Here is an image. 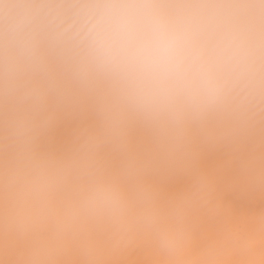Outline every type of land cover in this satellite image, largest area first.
Here are the masks:
<instances>
[{"label":"clouds","instance_id":"obj_1","mask_svg":"<svg viewBox=\"0 0 264 264\" xmlns=\"http://www.w3.org/2000/svg\"><path fill=\"white\" fill-rule=\"evenodd\" d=\"M67 117L70 146H46ZM253 137L264 161V0H0V238L29 243L21 264L98 235L181 256L219 211L201 149ZM177 173L164 199L150 177Z\"/></svg>","mask_w":264,"mask_h":264},{"label":"rangeland","instance_id":"obj_2","mask_svg":"<svg viewBox=\"0 0 264 264\" xmlns=\"http://www.w3.org/2000/svg\"><path fill=\"white\" fill-rule=\"evenodd\" d=\"M71 119L74 122L75 121H77V122L72 123L73 121ZM92 120H93V118L91 117V115H89L87 118V122L91 123ZM70 121H71V123H70ZM78 122L79 121L76 120V118H71V117L64 118L61 121L62 124L60 123L58 125V127L55 129V131L53 133L54 135L52 134L53 138H54V136L58 137V138H56V139L54 138V139L50 140L54 143L51 144V142H50L47 145L48 146H50V144L52 146L54 145V147H52V146L51 147L54 149L57 148L56 150H58V151H62V150L67 149L70 146L69 144H71V141H72L71 137H73L72 135L74 133L75 128L77 127ZM64 126L67 129L68 128L69 129L67 130L66 128H64ZM61 127L64 129H61ZM58 130L60 131L59 133H58ZM70 130H71V134H70ZM60 133L62 135H60ZM66 138H68V139H66ZM138 138H142V135L139 134ZM62 139L64 140L63 142H62ZM256 139H258V138L257 137L250 138L249 140L242 143V145H240L241 147H238V148H232V146H229V145H218L216 147H212L211 149H209V147H207V148L204 147L206 150L204 148H203L204 150L201 149L203 151H202V154H200V158H199L197 166L199 168H201V170L199 169L200 171H203V172L207 173L208 175L211 173L210 176H211L212 180L215 182L214 183V185H215V193H214V200L215 201H214V203L219 205V211L213 213V212L208 211L207 209H201L197 213L194 214V216L192 217V220H191V229H192V233H193L192 239H191V244H190V247H188L187 250H185L182 254L184 259L181 258L182 257V255H181L178 258L177 257L168 258L169 259L168 260L165 256H163L160 253V251L158 250V248L156 247L154 242L150 238H148L149 239L148 240L147 237L140 238V240L137 239V243H139V242L143 243V244L145 243L144 245L139 243L141 245L140 246L139 244H136V241H135L133 244H131L132 248L126 247L127 249L123 248L121 250H114L112 247H108V246H110V244L106 241L107 239L105 236L98 235L97 238H100L101 241H100V239H98V241L97 240L95 241V243H97V242L98 243L95 244L94 248L91 250V252L93 254L90 252L88 255H84L82 253V251L81 252L79 251V250H81L80 248L78 249L77 246L76 247L74 246L75 248L72 247L73 250H71L72 248H70L69 249L70 252L68 250V252L66 254L62 255L63 257L60 256L58 258V264L59 263H61V264H94V263L95 264H107V263L108 264H115V263H118V264H126V263H128V264H133V263L134 264H144V263L145 264H173V263L174 264H184V263L185 264L186 263L187 264H196V263L197 264H206V263L207 264H211V263L212 264L213 263L214 264H222V263L223 264H230V263L231 264H250V263L251 264H264V232H257L256 231L257 219L260 216H264V184L259 183L255 178L256 175L258 174V172L260 171V169L264 168V161H261L258 159L259 154L261 152V148H259L257 146V140ZM62 143H64V144H62ZM57 144L58 145L60 144L59 145L60 147ZM61 145H63V147ZM64 147H66V148L63 149ZM224 148H226V149H224ZM207 150H210V151H207ZM239 152H240V154H239ZM211 155L214 157H211ZM217 155H218V157H216ZM209 157L212 158L213 160L210 159ZM112 159H113L112 160L113 165L115 163L117 164L118 160L116 158H112ZM201 159H203V160H201ZM116 160H117V162H116ZM200 160L203 162H200ZM229 160H231V162ZM250 161L252 162L251 165L248 168H245L244 167L245 162H250ZM220 162H222V164ZM214 165L216 167H214ZM221 165H222V168H221ZM211 166H213L214 168ZM217 166H218V168H217ZM210 167L213 169H210ZM212 170H214V171H212ZM208 171H210V172H208ZM226 171H228V175H227ZM230 171H232L234 174H232V172H231V175H229ZM223 172H225L224 173L225 175H223ZM182 174L179 173V176H178V174H175V175H177V177L174 174L173 175L172 174H170V175H168V174H164V175L163 174H157L154 177L152 176L154 180L151 177H150V179L159 186L163 198L168 199L172 196H175V195L187 190L190 187V185L192 183L191 174H188V173H184L185 175H182ZM219 174H222V175H219ZM232 175H236L238 177H236V176L233 177ZM156 176H158L157 178L159 180L156 179ZM163 176H164V178H163ZM173 176L176 179L170 178ZM217 176H219L220 178ZM226 177H228V179L230 181H228V179H225ZM240 177L241 178L243 177L244 179L242 180ZM216 178H218L219 181ZM221 178H222L223 183L221 181ZM234 178H236V179H234ZM165 181L168 184H166ZM234 181H236V182H234ZM172 185L176 186L175 190H171V189H174V186L172 187ZM225 185L227 187L229 185V187L227 188ZM236 185H238V186H236ZM184 186H185V189H182ZM177 188H178V190H177ZM168 189H169V191H168ZM179 189L180 190L182 189V190L180 191ZM170 190L172 192H170ZM175 191H177L178 193ZM167 192H169V193H167ZM220 193H222V194H220ZM220 199H221V202L219 201ZM238 205H239V207H237ZM234 212H236L237 216L234 215L235 214ZM200 213H201V215H200ZM232 213H233V215H232ZM224 214H228L229 216L228 215L224 216ZM247 215H249V216H247ZM217 216H219L220 218ZM234 216L236 217L235 220H234V218H235ZM240 216H243V217L247 216L248 218L247 217L242 218ZM225 217H227V218H225ZM243 223L247 227L245 225H243ZM240 224L245 226V228L243 226L239 227V226H241ZM236 225L237 226L239 225L238 226L239 228H235V227H237ZM248 225H250L249 228H248ZM238 230H240V232ZM243 232H245V233H243ZM235 233L239 234V235H235ZM233 235H235V236H233ZM240 235H242V236H240ZM247 236H248V238H247ZM234 237H236V238H234ZM216 238H219V239H216ZM252 240H255L256 242H252ZM102 241L103 242L106 241V243H101ZM195 242H196V244H195ZM15 243L19 244V245L26 244L29 246V243L26 240L17 239ZM192 244H194V245H192ZM211 244H212V246H211ZM216 244H217V246H216ZM219 244H220V246H218ZM99 245H101V246H99ZM102 245H105V246H102ZM205 245H206V247H205ZM208 245H210V246H208ZM101 247H102V249L100 250ZM136 247H138L137 251H136ZM143 247H145V248L142 249ZM210 247H212V248L210 249ZM28 248H27V251H28ZM133 248H135L134 249L135 251L132 250ZM214 248H216V249H214ZM128 249L132 250V252H134V253H132ZM77 250H78V253H77ZM122 250H124V252H122ZM142 250H144V251L142 252ZM197 250H198V252H197ZM12 251H13L12 245H10V246L5 245L3 250L0 249V260L2 259L1 262L3 261L2 262L3 264H9V262L12 261V259H13L12 258L13 257ZM194 251H195V253H194ZM17 252H22L25 256L27 255V252H25L21 249H18ZM73 252H74V254H73ZM103 252H105V253H103ZM70 253L73 257H71ZM138 253L142 254V255L136 256V254H138ZM222 253H224V254H222ZM115 254H117V255H115ZM123 254H124V256H123ZM129 254H131L132 257L129 256ZM184 254L186 255L187 258L184 257ZM190 254H191V257L194 254L196 256L194 255V257L191 258L188 256ZM65 255L68 258L64 257ZM147 255H149L150 257ZM151 255H153L152 258H151ZM157 256H160V257H157ZM162 256H163V258H162ZM243 256H245V257H243ZM6 257H8V258H6ZM69 257H71V258H69ZM147 258L149 259V262H148ZM188 258H189V261H187ZM238 258H240V260ZM159 259H160V261H159ZM218 259H220V260H218ZM233 259L235 260V262L233 261ZM124 260H126V261L123 262ZM167 260L169 263L167 262ZM183 260H184V262H183ZM230 260H232V261L229 262ZM120 261H121V263H120ZM131 261H132V263H131ZM145 261H147L148 263ZM1 262H0V264H2ZM4 262H6V263H4ZM215 262H217V263H215ZM219 262H222V263H219Z\"/></svg>","mask_w":264,"mask_h":264},{"label":"bare ground","instance_id":"obj_3","mask_svg":"<svg viewBox=\"0 0 264 264\" xmlns=\"http://www.w3.org/2000/svg\"><path fill=\"white\" fill-rule=\"evenodd\" d=\"M71 118H72V117H71ZM87 118H88V117H87ZM69 120H70V119H69ZM71 120H72V119H71ZM76 120H77V119H76ZM72 121H73V120H72ZM75 122H77V121H75ZM75 122L73 121L72 123H75ZM65 123H66V122H65ZM70 123H71V121H70ZM78 123H79V122H78ZM61 124H62V123H61ZM63 125H64V124H63ZM63 125H62V126H63ZM71 125H72V124H71ZM77 125H78V124H77ZM66 126H67V125H66ZM67 127H68V126H67ZM64 128H66V127L64 126ZM64 128L61 127V129H64ZM61 129H60V130H61ZM66 129H67V128H66ZM68 129H69V128H68ZM68 129H67V130H68ZM73 130H74V129H73ZM63 131H64V130H63ZM59 132H60V131L58 130V133H59ZM64 132H65V131H64ZM56 133H57V132H56ZM61 133H62V132H61ZM61 133H60V135H62ZM70 134H71V130H70ZM53 135H54V134H53ZM138 135H139V134H138ZM140 135H142V134H140ZM72 136H73V135H72ZM54 138L56 139V138H58V137H55V136H54ZM54 138L52 137L51 140L54 139ZM63 139H64V138H63ZM63 139H62V142L64 141ZM66 139H68V138H66ZM71 139H72V137H71ZM58 140H59V139H58ZM60 140H61V139H60ZM254 140H255V139H254ZM256 140H257V139H256ZM67 141H68V140H67ZM50 142H51V144L54 143V142H52V141H50ZM69 142H70V141H69ZM59 143H60V142H59ZM51 144H50V147L52 146ZM62 144H64V143H62ZM57 145H58V144H57ZM59 145H60V144H59ZM59 145H58V146H59ZM69 145H70V144H69ZM241 145H242V144H241ZM47 146H48V145H47ZM61 146L63 147V145H61ZM52 147H54V145H53ZM59 147H60V146H59ZM62 147H61V148H62ZM239 147H241V146H239ZM65 148H66V147H64L63 149H65ZM203 148H204V147H203ZM203 148H202V149H203ZM206 148H207V147H206ZM211 148H212V147H209V149H211ZM232 148H233V147H232ZM56 149H57V148H56ZM56 149H55V150H56ZM59 149H60V148H59ZM204 149H205V148H204ZM204 149H203V150H204ZM213 149H214V148H213ZM213 149H212V150H213ZM215 149H216V148H215ZM224 149H226V148H224ZM228 149H229V148H228ZM203 150H201V154H202V151H203ZM205 150H206V149H205ZM212 150H211V151H212ZM62 151H63V150H62ZM207 151H210V150H207ZM205 153H206V152H205ZM207 153H208V152H207ZM203 154H204V153H203ZM235 154H236V153H235ZM239 154H240V152H239ZM222 155H223V154H222ZM237 156H238V155H237ZM211 157H214V156L211 155ZM216 157H218V155H217ZM219 157H220V156H219ZM226 157H227V156H226ZM203 158H204V157H203ZM209 158H210V157H209ZM210 159H212V158H210ZM214 159H215V158H214ZM112 160H113V159H112ZM201 160H203V159H201ZM201 160H200V162H203V161H201ZM212 160H213V159H212ZM231 160H232V159H231ZM231 160H229V161L231 162ZM116 162H117V160H116ZM204 162H205V161H204ZM217 162H218V161H217ZM227 162H228V161H227ZM117 163H118V162H117ZM211 163H212V162H211ZM220 163L222 164V162H220ZM228 163H229V162H228ZM208 164H209V163H208ZM213 164H214V163H213ZM233 164H234V163H233ZM114 165H116V163H115ZM210 165H211V164H210ZM197 167H198V166H197ZM211 167H213V166H211ZM211 167H210V169H213V168L216 167V166L214 165L213 168H211ZM217 168H218V166H217ZM221 168H222V165H221ZM198 169L201 170V168H199V167H198ZM208 169H209V168H208ZM214 170H215V169H214ZM214 170H212V171H214ZM210 171H211V170H210ZM210 171H208V172H210ZM231 172H232V171H230L229 175H231ZM234 172H235V171H234ZM236 172H237V171H236ZM224 173H225V172H223V175H225ZM226 173H227V175H228V171H226ZM238 173H239V172H238ZM238 173H237V174H238ZM177 174H178V176H179V173H177ZM181 174H182V173H181ZM210 174H211V173H210ZM210 174H209V176H210ZM232 174H234V173L232 172ZM163 175H164V174H163ZM168 175H170V174H168ZM172 175H173V174H172ZM174 175H175V174H174ZM182 175H185V174L183 173ZM219 175H222V174H219ZM227 175H226V176H227ZM238 175H239V174H238ZM243 175H244V174H243ZM243 175H242V176H243ZM154 176H155V175H154ZM154 176H153V177H154ZM175 176L177 177V175H175ZM232 176L234 177V176H236V175H232ZM240 176H241V175H240ZM153 177H151V178L153 179ZM157 177H158V176H156V179H158ZM210 177H211V176H210ZM215 177H216V176H215ZM217 177H219V176H217ZM224 177H225V176H224ZM236 177H238V176H236ZM243 177H244V176H243ZM243 177H242V178L240 177V178L243 180V179H244ZM163 178H164V176H163ZM166 178H167V177H166ZM166 178H165V179H166ZM170 178H175V177L173 176V177H170ZM178 178H179V177H178ZM219 178H220V177H219ZM230 178H231V177H230ZM252 178H253V177H252ZM175 179H176V178H175ZM216 179L219 181L218 178H216ZM223 179H224V178H223ZM225 179H228V177H226ZM234 179H236V178H234ZM153 180H154V179H153ZM158 180H159V179H158ZM166 180H167V179H166ZM169 180H170V179H169ZM183 180H184V179H183ZM242 180H241V181H242ZM221 181H222V178H221ZM226 181H227V180H226ZM228 181H230V180L228 179ZM155 182H156V181H155ZM157 182H158V181H157ZM167 182H168V181H167ZM213 182H214V181H213ZM234 182H236V181H234ZM158 183H159V182H158ZM165 183H166V181H165ZM184 183H185V182H184ZM214 183H215V182H214ZM220 183H221V182H220ZM222 183H223V181H222ZM230 183H231V182H230ZM166 184H168V183H166ZM172 184H173V183H172ZM179 184H180V183H179ZM217 184H218V183H217ZM227 184H228V183H227ZM160 185H161V184H160ZM176 185H177V184H176ZM167 186H168V185H167ZM170 186H171V185H170ZM170 186H169V187H170ZM173 186H174V185H172V187H173ZM178 186H179V185H178ZM216 186H217V185H216ZM219 186H220V185H219ZM225 186H226V185H225ZM225 186H224V187H225ZM236 186H238V185H236ZM236 186H235V187H236ZM226 187H227V186H226ZM228 187H229V185H228ZM228 187H227V188H228ZM231 187H232V186H231ZM161 189H162V188H161ZM165 189H166V188H165ZM175 189H176V186H174V189H171V190H175ZM182 189H185V186H184ZM182 189H181V190H182ZM162 190H163V189H162ZM171 190H170V192H172ZM177 190H178V188H177ZM179 190H180V189H179ZM181 190H180V191H181ZM166 191H167V190H166ZM168 191H169V189H168ZM218 191H219V190H218ZM175 192H177V191H175ZM216 192H217V191H216ZM219 192H220V191H219ZM167 193H169V192H167ZM177 193H178V192H177ZM161 194H162V193H161ZM173 194H174V193H173ZM217 194H218V193H217ZM220 194H222V193H220ZM227 195H228V194H227ZM218 197H219V196H218ZM226 197H227V196H226ZM221 199H222V198H221ZM221 199L219 200L220 202H221ZM214 201H215V200H214ZM219 201H218V202H219ZM220 202H219V203H220ZM221 207H222V206H221ZM237 207H239V205H238ZM220 209H221V208H220ZM222 211H223V210H222ZM223 212H224V211H223ZM227 212H228V211H227ZM234 213H235L234 215H236V212H234ZM244 214H245V213H244ZM200 215H201V213H200ZM226 215H228V214H224V216H226ZM232 215H233V213H232ZM232 215H231V216H232ZM245 215H246V214H245ZM228 216H229V215H228ZM228 216H227V217H228ZM236 216H237V215H236ZM247 216H249V215H247ZM247 216H244V217H243V216H240V217L245 218V217H247ZM217 217H219V216H217ZM227 217H225V218H227ZM232 217H233V216H232ZM234 217H235V216H234ZM219 218H220V217H219ZM230 218H231V217H230ZM237 218H238V217H237ZM247 218H248V217H247ZM231 219H232V218H231ZM235 219H236V217L234 218V220H235ZM242 220H243V219H242ZM244 220H245V219H244ZM232 221H233V220H232ZM234 222H235V221H234ZM241 222H242V221H241ZM243 222H244V221H243ZM245 223H246V222H245ZM231 225H232V224H231ZM240 225H241V224H240ZM243 225H245V224L243 223ZM243 225H241V226L238 225V226H239V227H242ZM217 226H218V225H217ZM219 226H220V225H219ZM236 226H237V225H236ZM238 226H237V227L234 226V227H235V228H239ZM245 226H246V225H245ZM245 226H243V227L245 228ZM249 226H250V225H248V228H249ZM246 227H247V226H246ZM238 231L240 232V230H238ZM247 232H248V231H247ZM243 233H245V232H243ZM252 233H253V232H252ZM192 234H193V233H192ZM235 235H239V234H236V233H235ZM235 235H233V236H235ZM245 235H246V234H245ZM245 235H244V236H245ZM240 236H242V235H240ZM240 236H239V237H240ZM196 238H197V237H196ZM219 238H220V237H219ZM219 238H216V239H219ZM223 238H224V237H223ZM234 238H236V237H234ZM237 238H238V237H237ZM243 238H244V237H243ZM247 238H248V236H247ZM247 238H246V239H247ZM98 239H100V238H97V237H96V238H95V241H96V240L98 241ZM103 239H104V238H103ZM147 239H148V238H147ZM16 240H17L16 238H13V237H10V236H4L3 238H0V249H1V250L4 249L5 245H6V246H7V245H8V246H10V245L13 246V251H12V252H13V257H12V258H13V259H12L11 262L8 261L9 264H21V261L26 257L22 252H17L18 249H21V250H23V251H25V252H28V251H27V248H28L29 246L26 245V244H21V245L16 244V243H15ZM104 240H105V239H104ZM139 240H140V238H139ZM148 240H149V239H148ZM148 240H147V241H148ZM231 240H232V239H231ZM100 241H101V239H100ZM106 241H107V240H106ZM106 241H105V242L102 241L101 243H106ZM214 241H215V240H214ZM214 241H213V242H214ZM236 241H237V240H236ZM148 242H149V241H148ZM221 242H222V241H221ZM252 242H256V241H255V240H252ZM97 243H98V242H97ZM97 243H95V244H97ZM139 243H140V242H139ZM139 243H137V240H136V244H139ZM219 243H220V242H219ZM99 244H100V243H99ZM140 244H143V243H140ZM140 244H139V245H140ZM144 244H145V243H144ZM144 244H143V245H144ZM148 244H149V243H148ZM195 244H196V242H195ZM202 244H203V243H202ZM202 244H201V245H202ZM220 244H221V243H220ZM220 244H219L218 246H220ZM192 245H194V244H192ZM223 245H224V244H223ZM223 245H222V246H223ZM240 245H241V244H240ZM99 246H101V245H99ZM99 246H98V247H99ZM102 246H105V245H102ZM140 246H141V245H140ZM202 246H203V245H202ZM208 246H210V245H208ZM211 246H212V244H211ZM216 246H217V244H216ZM73 247H74V246H73ZM75 247H76V246H75ZM75 247H74V248H75ZM108 247H111V246H108ZM108 247H107V248H108ZM145 247H146V246H145ZM145 247H143L142 249H144ZM205 247H206V245H205ZM96 248H97V247H96ZM127 248H132V247H131V245H129ZM127 248H126V249H127ZM146 248H147V247H146ZM154 248H155V247H154ZM208 248H209V247H208ZM211 248H212V247H210V249H211ZM78 249H79V247H78ZM101 249H102V247L100 248V250H101ZM134 249H135V248H133L132 250H134ZM137 249H138V247H136V251H137ZM149 249H150V248H149ZM156 249H157V248H156ZM214 249H216V248H214ZM222 249H223V248H222ZM71 250H73V248H72ZM120 250H121V249H120ZM124 250H125V249H124ZM124 250H122V252H124ZM128 250H129V249H128ZM132 250H129V251L132 252ZM151 250H152V249H151ZM151 250H150V251H151ZM186 250H187V249H186ZM79 251L81 252V250H79ZM102 251H103V250H102ZM134 251H135V250H134ZM143 251H144V250H142V252H143ZM188 251H189V250H188ZM188 251H187V252H188ZM69 252H70V250H69ZM115 252H116V251H115ZM117 252H118V251H117ZM154 252H155V251H154ZM192 252H193V251H192ZM197 252H198V250H197ZM75 253H76V252H75ZM77 253H78V250H77ZM91 253H92V252H91ZM103 253H105V252H103ZM132 253H134V252H132ZM139 253H140V252H139ZM139 253L136 254V256H137V255H142V254H139ZM150 253H151V252H150ZM194 253H195V251H194ZM253 253H254V252H253ZM73 254H74V252H73ZM92 254H93V253H92ZM92 254H91V255H92ZM118 254H119V253H118ZM145 254H146V253H145ZM222 254H224V253H222ZM70 255H71V253H70ZM115 255H117V254H115ZM119 255H120V254H119ZM125 255H126V254H125ZM132 255H133V254H132ZM149 255H150V254H149ZM149 255H147V256H149ZM194 255H195V254H194ZM194 255H193L192 257H191V254L188 255V256L191 257V258H193ZM1 256H2V255H1ZM99 256H100V255H99ZM123 256H124V254H123ZM129 256H131V254H129ZM160 256H161V255H160ZM160 256H157V257H160ZM195 256H196V255H195ZM238 256H239V255H238ZM62 257H63V256H62ZM64 257H66V255H65ZM71 257H73V256L71 255ZM71 257H69V258H71ZM93 257H94V256H93ZM126 257H127V256H126ZM131 257H132V256H131ZM149 257H150V256H149ZM149 257H148V258H149ZM152 257H153V255H151V258H152ZM179 257H180V256H179ZM184 257H186L185 254H184ZM243 257H245V256H243ZM6 258H8V257H6ZM9 258H10V257H9ZM66 258H68V257H66ZM84 258H85V257H84ZM91 258H92V257H91ZM148 258H147V259H148ZM162 258H163V256H162ZM174 258H175V257H174ZM177 258H178V257H177ZM181 258H183V255H182ZM186 258H187V257H186ZM186 258H185V259H186ZM241 258H242V257H241ZM89 259H90V258H89ZM92 259H93V258H92ZM149 259H150V258H149ZM149 259H148V262H149ZM167 259H168V258H167ZM179 259H180V258H179ZM183 259H184V258H183ZM197 259H198V258H197ZM228 259H229V258H228ZM230 259H231V258H230ZM238 259L240 260V258H238ZM1 260H2V259H1ZM1 260H0V262H1ZM3 260H4V259H3ZM145 260H146V259H145ZM168 260H169V259H168ZM168 260H167V262H168ZM177 260H178V259H177ZM218 260H220V259H218ZM239 260H238V261H239ZM59 261H60V260H59ZM66 261H67V260H66ZM125 261H126V260H124L123 262H125ZM127 261H128V260H127ZM142 261H143V260H142ZM159 261H160V259H159ZM187 261H189V258H188ZM187 261H186V262H187ZM222 261H223V260H222ZM231 261H232V260H230L229 262H231ZM233 261L235 262L234 259H233ZM2 262H3V261H2ZM2 262H1V263H2ZM64 262H65V261H64ZM64 262H63V263H64ZM92 262H93V261H92ZM140 262H141V261H140ZM145 262H147V261H145ZM148 262H147V263H148ZM152 262H153V261H152ZM183 262H184V260H183ZM223 262H224V261H223ZM226 262H227V261H226ZM226 262H225V263H226ZM229 262H228V263H229ZM4 263H6V262H4ZM120 263H121V261H120ZM131 263H132V261H131ZM141 263H142V262H141ZM168 263H169V262H168ZM215 263H217V262H215ZM219 263H222V262H219ZM2 264H3V263H2ZM59 264H61V263H59ZM94 264H95V263H94ZM107 264H108V263H107ZM115 264H118V263H115ZM126 264H128V263H126ZM133 264H134V263H133ZM144 264H145V263H144ZM173 264H174V263H173ZM184 264H185V263H184ZM186 264H187V263H186ZM196 264H197V263H196ZM206 264H207V263H206ZM211 264H212V263H211ZM213 264H214V263H213ZM222 264H223V263H222ZM230 264H231V263H230ZM250 264H251V263H250Z\"/></svg>","mask_w":264,"mask_h":264}]
</instances>
